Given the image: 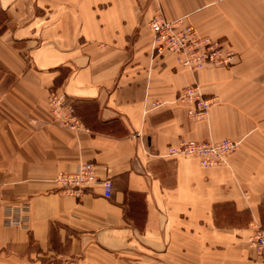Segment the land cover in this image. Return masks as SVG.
Masks as SVG:
<instances>
[{
	"label": "crops",
	"instance_id": "crops-1",
	"mask_svg": "<svg viewBox=\"0 0 264 264\" xmlns=\"http://www.w3.org/2000/svg\"><path fill=\"white\" fill-rule=\"evenodd\" d=\"M236 53L227 68L152 58L155 14ZM215 98L197 120L178 100ZM77 129L52 121L49 96ZM237 142L224 163L171 158L179 140ZM95 164L99 185L60 192ZM27 204L24 226L10 209ZM264 233V0H0V264H260Z\"/></svg>",
	"mask_w": 264,
	"mask_h": 264
},
{
	"label": "built area",
	"instance_id": "built-area-1",
	"mask_svg": "<svg viewBox=\"0 0 264 264\" xmlns=\"http://www.w3.org/2000/svg\"><path fill=\"white\" fill-rule=\"evenodd\" d=\"M152 33L150 51L152 58L172 53L176 63L189 70H201L205 66L226 68L234 62L236 54L225 49L219 40H211L197 34L195 29L184 21V18L165 19L161 14H155L149 22ZM178 100L184 104L192 103V114L195 118H203L209 108L215 103V98L205 96L196 85L183 88L178 94ZM49 106L52 121L68 128L77 129L80 122L73 115V109L65 105L62 97L55 93L49 96ZM238 143L231 140L218 142H197L179 140L175 145L166 148V156L171 158L195 157L202 167L210 168L224 163L226 157L237 149ZM95 164L85 162L79 165L73 173H58L53 183L60 192L80 197L84 192L99 185L102 195L111 196L112 185L109 179L100 180ZM27 204H21L10 209L5 222L9 226H24ZM248 246L255 252L260 264H264V233L256 229L247 240Z\"/></svg>",
	"mask_w": 264,
	"mask_h": 264
},
{
	"label": "rangeland",
	"instance_id": "rangeland-1",
	"mask_svg": "<svg viewBox=\"0 0 264 264\" xmlns=\"http://www.w3.org/2000/svg\"><path fill=\"white\" fill-rule=\"evenodd\" d=\"M185 21V20H184ZM186 22V21H185ZM187 23V22H186ZM191 25V24H190ZM194 29H195V27L193 26V25H191ZM195 31L197 32V30L195 29ZM197 34H199L198 32H197ZM200 35V34H199ZM201 36V35H200ZM202 37H204V36H202ZM205 38H208V37H205ZM209 39H211V38H209ZM211 40H219L220 42H222L223 43V45H224V48L225 49H228V50H231L232 52H234L232 49H230L228 46H227V44L224 42V41H222V40H220V39H211ZM235 53V52H234ZM236 54V53H235ZM235 62H236V57H235V59H234V62H233V64H235ZM232 64V65H233ZM210 67H214V66H212V65H209ZM206 67V66H205ZM229 67V66H228ZM216 68H220V67H216ZM227 68V67H226ZM192 85H196V84H192ZM190 86V85H189ZM197 86V85H196ZM187 87V86H186ZM189 108H188V114H189V111L191 110L192 111V103H190V104H186ZM192 118H194L195 120H197L198 118H195L194 116H192V114H189ZM188 158V157H187Z\"/></svg>",
	"mask_w": 264,
	"mask_h": 264
}]
</instances>
